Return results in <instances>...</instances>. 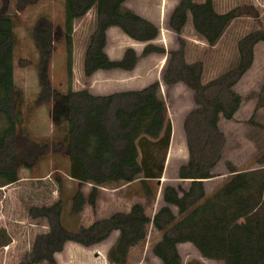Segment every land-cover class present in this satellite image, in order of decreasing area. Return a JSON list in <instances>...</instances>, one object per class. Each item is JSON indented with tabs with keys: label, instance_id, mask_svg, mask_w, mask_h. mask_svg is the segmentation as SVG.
Here are the masks:
<instances>
[{
	"label": "rangeland",
	"instance_id": "rangeland-1",
	"mask_svg": "<svg viewBox=\"0 0 264 264\" xmlns=\"http://www.w3.org/2000/svg\"><path fill=\"white\" fill-rule=\"evenodd\" d=\"M65 1L0 0V15L10 16L14 22V80L21 91V97L16 98L19 107L15 133L7 136L5 145L0 147V169H16L19 176L18 181L0 186V230L5 229L11 237L9 244L0 247V264H19L37 259L38 255L43 257L37 264H52L45 243L52 228L61 226L72 235H81V228L114 213L128 212L135 203L142 204L152 218L164 205L165 185L188 189L190 180L179 178L180 167L189 159L184 121L197 104L194 91L187 85L165 82L170 58L174 56L173 64L200 62L202 83L207 84L238 65L239 43L246 35L264 31V0H214L217 12L237 9L238 17L212 46L195 31L191 15L180 34L171 28L170 17L180 0H127L126 7L158 27L159 34L153 43L165 52L141 57L131 71L98 70L85 76V55L98 22L96 8H92L73 24L70 75L62 34ZM106 35L104 51L113 60L121 59L129 47L140 55L146 45L117 26L109 27ZM154 82L159 84V94L165 102L172 138L162 178L150 181L152 194L146 195L138 182L100 186L95 205L86 204L80 214H71V197L79 184L68 174L70 163L64 151L67 126L54 121L57 99L69 89L105 96L141 90ZM233 88L241 96V103L231 119L220 115L218 126L225 142L220 160L211 169L213 177L204 181L207 196L232 175L231 168L247 171L264 167V42L255 45L251 67ZM117 103L112 105L111 112ZM110 121L112 124L111 116ZM6 127L5 120L0 118V134ZM90 185H81L87 195ZM60 200L63 211L60 217L55 212L48 217L34 216L30 211ZM241 203L242 199L229 202L224 209L232 225L228 237L207 225L201 247L189 242L178 245L181 264H241L237 242L252 241L257 235L255 221L248 210L240 207ZM171 208L177 214L178 208ZM117 236L118 232L112 231L108 238L90 246L66 241L53 254V264H110L107 252ZM161 237L162 232L150 224L146 240L131 249L126 264H160L153 248Z\"/></svg>",
	"mask_w": 264,
	"mask_h": 264
},
{
	"label": "trees",
	"instance_id": "trees-1",
	"mask_svg": "<svg viewBox=\"0 0 264 264\" xmlns=\"http://www.w3.org/2000/svg\"><path fill=\"white\" fill-rule=\"evenodd\" d=\"M127 0H66L63 37L67 46L68 73L72 74V33L76 19L96 8L97 31L91 38L84 61V74L89 77L98 70H133L141 57L151 53H164L165 49L153 43L159 34L158 27L125 6ZM189 15L195 31L209 45H215L232 20L238 17L237 9L226 13L215 10L214 0L195 2L180 0L170 17L171 28L180 34ZM117 26L130 38L145 42L139 55L134 48L125 50L123 57L113 60L104 51L109 27ZM264 42V31L246 35L239 43L238 65L213 79L202 83L203 66L200 62L173 64L170 58L164 80L168 84L184 83L195 93L197 107L184 121L189 151L188 162L180 167L179 178L190 180L188 189L167 184L162 192L164 205L151 218L140 203L128 212L114 213L107 219L81 228V235H72L61 226L45 236L49 250L48 260L55 263L53 254L61 250L66 241L72 240L85 246L99 243L117 231L116 241L107 252L110 264H126L132 248L146 240L148 226L162 232L154 248L160 264H181L178 245L192 243L201 247L206 226L211 225L228 237L232 225L224 209L229 202L242 199L241 208L248 210L255 221L257 235L252 241L240 240L236 246L241 264H264V167L237 171L210 196L204 181L213 177L211 169L221 158L224 135L218 122L220 115L231 119L237 112L241 96L234 85L251 67L254 48ZM175 55L174 53H171ZM21 91L14 80V22L10 16L0 15V118L7 127L0 134V147L7 136L15 133ZM21 101V99H20ZM117 106L111 112L115 103ZM55 122L67 126L65 154L69 158V177L79 187L71 197L70 212L78 215L86 204L95 205L100 186L132 184L138 182L146 195L152 194L150 181H160L172 138V125L167 118L164 100L159 94V84L151 83L141 90L94 96L87 90H68L57 99L53 109ZM110 116L113 119L112 124ZM19 180L16 169H0V186ZM59 185L62 180L58 179ZM91 184L87 195L81 185ZM171 206L178 208L177 214ZM34 216L48 217L63 213L61 200L52 206L30 210ZM11 242L5 229L0 230V247ZM43 256L19 264H37Z\"/></svg>",
	"mask_w": 264,
	"mask_h": 264
},
{
	"label": "crops",
	"instance_id": "crops-1",
	"mask_svg": "<svg viewBox=\"0 0 264 264\" xmlns=\"http://www.w3.org/2000/svg\"><path fill=\"white\" fill-rule=\"evenodd\" d=\"M142 16V15H141ZM108 55V54H107ZM109 56V55H108ZM110 57V56H109ZM111 58V57H110ZM173 140V139H172ZM170 145H171V143H170ZM186 161H188V159H186ZM91 187H92V185H90Z\"/></svg>",
	"mask_w": 264,
	"mask_h": 264
}]
</instances>
